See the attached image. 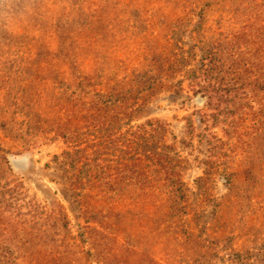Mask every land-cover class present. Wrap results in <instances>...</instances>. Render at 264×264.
Segmentation results:
<instances>
[{
    "label": "rangeland",
    "instance_id": "374dc122",
    "mask_svg": "<svg viewBox=\"0 0 264 264\" xmlns=\"http://www.w3.org/2000/svg\"><path fill=\"white\" fill-rule=\"evenodd\" d=\"M235 1L0 0V208L3 229L20 242L14 250L55 255V245L62 251L68 244L65 233L86 225L67 189L69 174L54 162L73 147L58 127L75 123L63 117L68 107L81 110V101L117 81L137 84L131 93L138 97L128 102L140 105L131 126L149 118L166 123L184 183L182 192L157 185L133 195L137 203L124 202L133 243L145 252L153 245L146 253L160 264L198 263L192 260L202 248L206 264H264V126L230 123L237 118L226 120L230 115L208 106L190 82L200 74L202 47L241 29L242 13L252 14L250 30L264 28L246 2ZM157 59L187 62L138 92L140 84L128 79ZM59 206L66 230L50 216ZM186 233L211 248L185 245Z\"/></svg>",
    "mask_w": 264,
    "mask_h": 264
},
{
    "label": "trees",
    "instance_id": "16d2710c",
    "mask_svg": "<svg viewBox=\"0 0 264 264\" xmlns=\"http://www.w3.org/2000/svg\"><path fill=\"white\" fill-rule=\"evenodd\" d=\"M244 2V9L255 12V20L264 21V0L235 1L238 6ZM251 15L242 13L246 17L242 20L241 29L229 34L224 32L226 36H222L225 41L218 40L215 44L211 42L202 47L200 74L194 73L196 81L190 82L198 85L195 93L206 98L208 106L218 113L227 112L230 115H223L226 120L237 118L230 123L234 124L242 119L263 127L264 106L261 102L264 96L259 95V91L264 90V69L262 71L259 66L264 67V28L250 30L254 27L249 17ZM226 20L227 24L233 22L231 17ZM251 44L256 45L254 50ZM157 60L153 65L136 68L140 72L136 74L134 71L133 76L128 79L140 84L142 88L138 92L146 88L153 89L161 71L175 69L187 62L186 59H180L166 64ZM126 84L130 87L115 81L112 86L105 85L108 87L106 91L97 89L91 102L81 101L83 107L79 111L68 107L63 117L74 119L75 123L69 122L58 127L60 136L73 147L64 151L61 156H55L54 162L63 166L69 174L67 189L73 202L83 209L82 217L86 225L79 229L77 235L65 233L68 244L64 245L62 251L59 250V245H55V255L44 254L43 251L31 255L27 251L13 249L20 246V242L12 240L5 232L7 229H3V219L7 215L0 208V218L3 221L0 220V264H127L131 257L135 264H160L154 253H146L150 252L153 245H149L146 252L143 251L139 242L134 244L130 239L137 236L127 234L124 230L127 224L123 214L124 202L134 199L133 203H137L141 198L133 195L140 191H143V195H149L157 185L182 192L184 183L176 171L178 159L174 155V147L166 142V123L149 118L135 127L131 126L132 116L140 105L128 103L129 98L138 97L131 93L135 91L137 84ZM88 104L89 107H86ZM84 118L89 122L81 125ZM248 171L251 172L250 169ZM52 215L55 217L54 224L61 222L63 229L68 228L67 215L61 206L59 209L53 207L50 211V216ZM186 234L185 245L188 240L195 248H211L201 239H190L192 233ZM33 240L35 239L32 238ZM22 245L23 242L21 247ZM203 249H196L199 255L192 262L198 263L192 264H206ZM134 256L138 258V263ZM180 256L185 255L180 253ZM180 256L178 258L182 259ZM202 257L203 260L200 261Z\"/></svg>",
    "mask_w": 264,
    "mask_h": 264
}]
</instances>
